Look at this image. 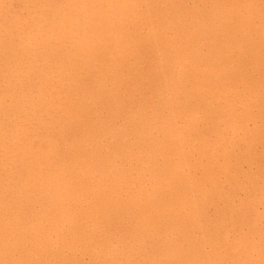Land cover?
Segmentation results:
<instances>
[{
  "label": "bare ground",
  "instance_id": "obj_1",
  "mask_svg": "<svg viewBox=\"0 0 264 264\" xmlns=\"http://www.w3.org/2000/svg\"><path fill=\"white\" fill-rule=\"evenodd\" d=\"M263 165L264 5L0 0V264H264Z\"/></svg>",
  "mask_w": 264,
  "mask_h": 264
},
{
  "label": "rangeland",
  "instance_id": "obj_2",
  "mask_svg": "<svg viewBox=\"0 0 264 264\" xmlns=\"http://www.w3.org/2000/svg\"><path fill=\"white\" fill-rule=\"evenodd\" d=\"M259 4H261V5H264V0H256ZM249 127L250 128H253L254 127V124L253 123H251L250 125H249ZM259 149V148H258ZM260 150V149H259ZM143 169H147L146 167L145 168H143ZM244 169L246 170L247 169V167H244ZM262 169H263V171H264V165L262 166ZM150 181H149V179H148V177H146V179H145V183L146 184H148ZM151 187V186H150ZM149 187V188H150ZM145 188V187H144ZM242 195H238L237 194V196H236V202L238 201V200H240L242 197H241ZM223 205L219 202L218 203V207H220V209H223V207H222ZM215 209V208H214ZM213 208L212 209H209L208 211H209V215H213V213H214V210ZM258 210H259V212H260V215L263 217L264 216V205L263 206H259L258 207ZM262 225L264 226V222L263 221H260L259 223H258V226L260 227H262ZM262 228H264V227H262ZM242 229H244V231L242 230ZM241 229V227H238L237 228V232L236 233H238L239 231L241 232H239L236 236L240 239L241 237H245L247 234H248V232H246V231H248V228H247V226L246 225H244L243 226V228ZM247 229V230H246ZM244 234H245V236H244ZM233 236H230V241L233 239L232 238ZM205 251L206 252H211V248L210 247H208V246H206L205 247ZM86 261L88 262L89 260L88 259H86ZM230 264V263H229Z\"/></svg>",
  "mask_w": 264,
  "mask_h": 264
}]
</instances>
